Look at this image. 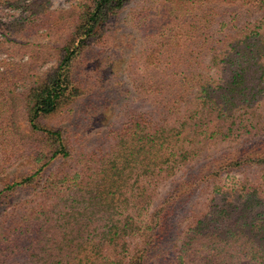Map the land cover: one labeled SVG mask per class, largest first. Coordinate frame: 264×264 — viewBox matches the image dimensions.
Instances as JSON below:
<instances>
[{
	"label": "trees",
	"instance_id": "16d2710c",
	"mask_svg": "<svg viewBox=\"0 0 264 264\" xmlns=\"http://www.w3.org/2000/svg\"><path fill=\"white\" fill-rule=\"evenodd\" d=\"M74 1L0 0V264H264V0Z\"/></svg>",
	"mask_w": 264,
	"mask_h": 264
},
{
	"label": "rangeland",
	"instance_id": "374dc122",
	"mask_svg": "<svg viewBox=\"0 0 264 264\" xmlns=\"http://www.w3.org/2000/svg\"><path fill=\"white\" fill-rule=\"evenodd\" d=\"M140 1V0H139ZM39 5L46 8L50 12H55L59 16L69 12L75 6L74 0H39ZM7 13L6 11H4ZM3 37L0 34V43ZM58 45V37L53 35L46 29H37L32 33L20 39L16 44H6L0 47V62L13 61L19 63L27 68L28 76L41 77L44 72L50 68L55 67L57 60V51L55 50ZM4 47V48H3ZM3 48V49H2ZM38 59V61H36ZM31 71V72H30ZM26 85V84H24ZM23 83H19V87ZM125 101L132 102L134 95L128 92ZM98 95H92L89 99H84L78 103L70 113L67 119H73L72 127L77 131L94 132L92 126H89L87 119H98ZM101 108V107H100ZM99 108V110H100ZM95 122L93 123V127ZM7 264H13L15 258L8 259Z\"/></svg>",
	"mask_w": 264,
	"mask_h": 264
}]
</instances>
